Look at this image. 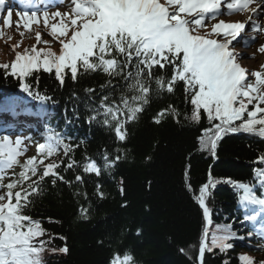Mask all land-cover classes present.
Masks as SVG:
<instances>
[{
  "label": "snow or ice",
  "instance_id": "snow-or-ice-1",
  "mask_svg": "<svg viewBox=\"0 0 264 264\" xmlns=\"http://www.w3.org/2000/svg\"><path fill=\"white\" fill-rule=\"evenodd\" d=\"M65 2L59 0L60 4ZM53 6L56 5L51 0H23V8L32 11L30 15L28 11L22 14L18 11L15 26L28 31L33 24L39 28L38 13L42 14L43 29L35 31V39L45 47L33 45L23 53L17 52L11 64L0 65L20 79V87L28 96L42 102L52 99L41 94L38 86L34 91L27 82L41 71L54 75L60 85L66 78L76 82L80 76L102 73L108 77L106 85L111 91L101 97L87 122L91 124L102 116V123L113 128L116 137L123 141L127 136L126 125L138 118L153 94H172L182 84L186 100L192 105L191 116L186 119L199 122L203 113L213 124L200 138L202 150L215 156L218 142L227 134L242 132L264 139V66L249 72L238 63L240 54L231 50L233 41L247 27L253 32H264L253 19L264 18V0H68L70 11L50 13L48 9ZM5 9L6 0H0V14ZM234 13H245L247 21L219 19ZM12 15V8L7 7L3 19L6 27L13 25ZM42 32L52 39L44 40ZM52 43L59 44L58 52L53 50ZM17 47L13 45V49ZM258 51L264 53V45ZM115 78L123 83L113 84ZM104 88L101 85V91ZM85 91L92 94L95 89ZM115 91H119L118 99L111 94ZM165 115L179 117L180 113L169 106L157 114L155 122L159 123ZM42 139L44 142L38 143L36 155L21 163L20 157L28 152L25 139L0 136V264H45L44 253L49 250L46 245L50 240L41 239L46 231L39 220L26 214L27 209L43 191L47 178H52L53 185L58 180L71 184L58 171L64 161L53 157L62 152L68 157L66 169L78 166L69 155L75 147L70 138L49 131ZM119 159V155L113 160L105 155V166L111 168ZM257 163L264 164V155L257 157ZM16 168L20 169L18 173ZM83 170L101 174V168L90 158ZM75 179L80 182L82 177ZM5 180L9 182L5 184ZM255 180L264 189V168L256 170ZM220 182L210 178L199 189L197 200L207 224L211 223L207 201ZM222 182L241 193L238 202L246 211L240 223L251 222L253 228L260 223L261 227L243 237L237 235L232 224L217 225L210 242L206 227L199 246L200 264L205 252L219 249L224 253L234 247L230 242L234 239L251 238L255 234L264 241V193L257 195L255 187L248 183L231 179ZM99 195L103 197V193ZM250 205L256 208L248 211ZM258 250L264 251V243ZM51 251L67 253L68 248ZM239 260L241 264H257L248 255H241ZM111 264L136 262L130 254H123L122 258L117 254ZM259 264H264V260Z\"/></svg>",
  "mask_w": 264,
  "mask_h": 264
},
{
  "label": "trees",
  "instance_id": "trees-1",
  "mask_svg": "<svg viewBox=\"0 0 264 264\" xmlns=\"http://www.w3.org/2000/svg\"><path fill=\"white\" fill-rule=\"evenodd\" d=\"M10 71L0 68V92L18 86ZM107 80L102 73H89L76 82L66 78L60 85L54 75L43 71L28 79L34 88L38 86L52 97L57 105L53 116L59 114L63 123L72 124L74 140L70 142L75 147L69 155L78 165L66 169V157L58 171L71 184L58 180L53 185L52 178H47L43 191L27 209L26 214L39 220L46 231L41 239L50 240L45 264H111L117 254L121 258L132 255L136 264H200L205 219L197 197L210 172L213 180L221 181L210 199L211 234L217 225L225 224H232L237 235L246 234L237 208L241 193L222 181L248 183L259 195L264 189L255 180V172L264 168L257 163V157L264 155V139L242 132L227 134L218 142L215 156L202 150L200 138L213 124L203 113L199 122L186 119L192 105L181 84L172 94H153L138 118L126 125V139L120 141L114 129L102 123V116L87 122L101 97L111 91ZM117 83L123 81L113 79ZM101 85H105L103 91ZM89 88L95 92L87 93ZM111 94L118 99L119 91ZM169 106L178 110L179 117L165 115L156 123L157 114ZM18 108L20 104H14L10 111ZM105 155L109 160L117 155L120 159L107 168ZM87 158L97 162L99 176L83 171ZM76 176L82 180L77 182ZM230 242L234 247L224 253L219 249L206 252L203 264H241L242 249L248 247L245 241ZM65 246L67 253L51 251ZM261 256L263 259L264 254Z\"/></svg>",
  "mask_w": 264,
  "mask_h": 264
},
{
  "label": "rangeland",
  "instance_id": "rangeland-1",
  "mask_svg": "<svg viewBox=\"0 0 264 264\" xmlns=\"http://www.w3.org/2000/svg\"><path fill=\"white\" fill-rule=\"evenodd\" d=\"M52 12H54V11H52ZM39 26L43 27L42 19H41V23H40ZM255 37H256V39L254 40V45L252 46V48L245 49V52L240 51V53L243 54L242 58H241V55H240V58H239V60H241L240 64H242V66H244L246 68L248 67L250 69L251 68H255V67H259V65L264 64L263 53L258 51V49L260 48L261 43L264 40V38L260 39V35H257ZM2 53H5V52L3 51ZM7 54L12 56V53H11L10 49L6 51V55ZM0 58L2 60H4L5 58L9 59V56L6 57L5 54H0ZM10 59H13V62H14V58L13 57L10 58ZM245 255H247V254H245ZM257 264H259V263H257Z\"/></svg>",
  "mask_w": 264,
  "mask_h": 264
},
{
  "label": "bare ground",
  "instance_id": "bare-ground-1",
  "mask_svg": "<svg viewBox=\"0 0 264 264\" xmlns=\"http://www.w3.org/2000/svg\"><path fill=\"white\" fill-rule=\"evenodd\" d=\"M5 56L7 57V56H9V55L7 54V55H5Z\"/></svg>",
  "mask_w": 264,
  "mask_h": 264
}]
</instances>
